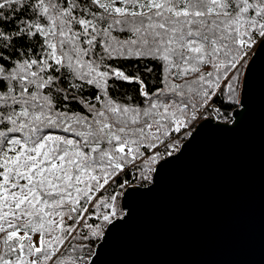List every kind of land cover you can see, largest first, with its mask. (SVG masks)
I'll return each mask as SVG.
<instances>
[{"label":"snow or ice","instance_id":"obj_1","mask_svg":"<svg viewBox=\"0 0 264 264\" xmlns=\"http://www.w3.org/2000/svg\"><path fill=\"white\" fill-rule=\"evenodd\" d=\"M261 47L264 0H0V264H94Z\"/></svg>","mask_w":264,"mask_h":264},{"label":"water","instance_id":"obj_2","mask_svg":"<svg viewBox=\"0 0 264 264\" xmlns=\"http://www.w3.org/2000/svg\"><path fill=\"white\" fill-rule=\"evenodd\" d=\"M236 123L205 116L154 182L120 196L94 264H264V47L253 57Z\"/></svg>","mask_w":264,"mask_h":264},{"label":"trees","instance_id":"obj_3","mask_svg":"<svg viewBox=\"0 0 264 264\" xmlns=\"http://www.w3.org/2000/svg\"><path fill=\"white\" fill-rule=\"evenodd\" d=\"M132 87H135L134 85L132 86ZM210 113V112H209ZM225 115H227V113H225ZM222 119V118H221ZM195 125L196 124H194V127H195ZM126 179H129V184H133V183H137V181H136V179H133V178H128V177H126ZM128 184V185H129ZM138 184V183H137ZM141 185H143V184H141ZM121 192L123 191V189H121L120 190ZM119 200H120V197H119ZM118 200V203H119V205H120V201ZM121 207V206H120Z\"/></svg>","mask_w":264,"mask_h":264},{"label":"built area","instance_id":"obj_4","mask_svg":"<svg viewBox=\"0 0 264 264\" xmlns=\"http://www.w3.org/2000/svg\"><path fill=\"white\" fill-rule=\"evenodd\" d=\"M209 115H211V116H214V117H215V113H213V112H210V113H209V112H207V113H205V114H204V117H205V116H209ZM199 121H200V120L196 121V122H195V124H196L197 122H199Z\"/></svg>","mask_w":264,"mask_h":264},{"label":"rangeland","instance_id":"obj_5","mask_svg":"<svg viewBox=\"0 0 264 264\" xmlns=\"http://www.w3.org/2000/svg\"><path fill=\"white\" fill-rule=\"evenodd\" d=\"M178 135V137H179V135H182V134H177ZM183 140H181V142H182ZM122 193V192H121ZM120 201V200H119Z\"/></svg>","mask_w":264,"mask_h":264}]
</instances>
